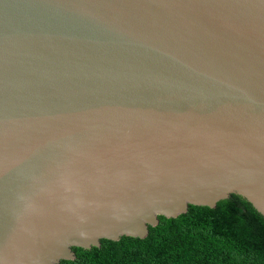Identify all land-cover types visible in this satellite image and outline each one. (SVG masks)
Wrapping results in <instances>:
<instances>
[{"label": "water", "instance_id": "obj_1", "mask_svg": "<svg viewBox=\"0 0 264 264\" xmlns=\"http://www.w3.org/2000/svg\"><path fill=\"white\" fill-rule=\"evenodd\" d=\"M232 194L264 217V0H0V264Z\"/></svg>", "mask_w": 264, "mask_h": 264}, {"label": "trees", "instance_id": "obj_2", "mask_svg": "<svg viewBox=\"0 0 264 264\" xmlns=\"http://www.w3.org/2000/svg\"><path fill=\"white\" fill-rule=\"evenodd\" d=\"M71 250L74 258L58 264H264V217L232 194L214 208L190 205L176 218L159 216L143 239Z\"/></svg>", "mask_w": 264, "mask_h": 264}]
</instances>
